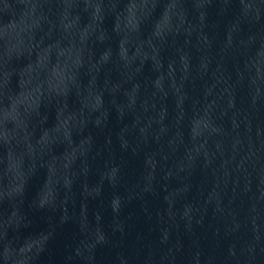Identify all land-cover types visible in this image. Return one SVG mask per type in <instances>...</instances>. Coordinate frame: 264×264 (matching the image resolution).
Wrapping results in <instances>:
<instances>
[{"label":"water","instance_id":"1","mask_svg":"<svg viewBox=\"0 0 264 264\" xmlns=\"http://www.w3.org/2000/svg\"><path fill=\"white\" fill-rule=\"evenodd\" d=\"M0 264H264V0H0Z\"/></svg>","mask_w":264,"mask_h":264}]
</instances>
